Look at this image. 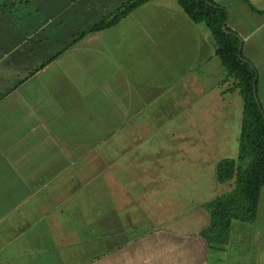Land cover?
I'll return each mask as SVG.
<instances>
[{
  "label": "crops",
  "instance_id": "obj_1",
  "mask_svg": "<svg viewBox=\"0 0 264 264\" xmlns=\"http://www.w3.org/2000/svg\"><path fill=\"white\" fill-rule=\"evenodd\" d=\"M213 1L264 110V0ZM101 7L0 0V264H211L206 203L235 185L217 166L239 156L238 80L179 0L78 38Z\"/></svg>",
  "mask_w": 264,
  "mask_h": 264
},
{
  "label": "trees",
  "instance_id": "obj_2",
  "mask_svg": "<svg viewBox=\"0 0 264 264\" xmlns=\"http://www.w3.org/2000/svg\"><path fill=\"white\" fill-rule=\"evenodd\" d=\"M149 0H130L113 20H103L79 33L97 31L116 25L124 16ZM195 22H205L218 44L217 55L231 75L238 80L244 98L242 132L237 159L226 158L217 166V180L235 179L233 189L206 203L212 223L205 231L211 247L229 242L232 222H254L264 187V110L258 97V72L242 54L240 38L227 28L228 13L213 0H179Z\"/></svg>",
  "mask_w": 264,
  "mask_h": 264
},
{
  "label": "rangeland",
  "instance_id": "obj_3",
  "mask_svg": "<svg viewBox=\"0 0 264 264\" xmlns=\"http://www.w3.org/2000/svg\"><path fill=\"white\" fill-rule=\"evenodd\" d=\"M130 0H107V7H101L96 15L92 17V21L90 25L87 27L84 22H80V27L89 29L95 24L101 22H109L117 16L118 13L122 11L125 7V4ZM86 21V19L84 20ZM158 151V150H157ZM160 152V153H159ZM156 153H146L145 157L147 160H155L158 157H163L161 151ZM166 159V158H165ZM186 173L188 170H184ZM209 172V170H206ZM144 169V173H145ZM205 172L200 169H192L190 171L191 177L186 180L185 185H179V188L183 190L185 193L190 191L194 193L199 189V181H203L200 178V175ZM166 186H164L165 188ZM196 188V189H195ZM214 191V186H209L208 192ZM258 217L254 222H246L241 220L238 221V224H241V227H246L247 229L244 231L240 227L232 231L230 233V239L227 244L215 246L214 250L217 253L214 257H212L211 264H264V187L262 188V193L258 206ZM233 221V222H234ZM232 222V223H233ZM229 244L228 249L227 245Z\"/></svg>",
  "mask_w": 264,
  "mask_h": 264
}]
</instances>
